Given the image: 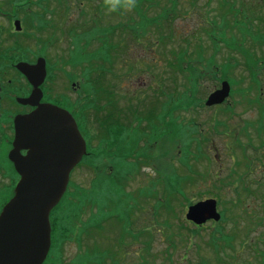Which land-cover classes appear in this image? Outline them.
<instances>
[{"label": "rangeland", "instance_id": "374dc122", "mask_svg": "<svg viewBox=\"0 0 264 264\" xmlns=\"http://www.w3.org/2000/svg\"><path fill=\"white\" fill-rule=\"evenodd\" d=\"M159 1L160 7L167 5L165 0ZM190 1L179 0L178 7L185 9ZM14 2L24 4L22 9L18 7L13 14L16 16L13 19H19L21 23L26 14L45 13L44 6L48 5V12L41 19L44 20L43 22L51 21L52 26L42 30L27 26L24 36L16 34L12 21L0 15V44L4 48L11 47L10 55L18 52L12 46L14 40L22 44L21 50L31 55L46 44L45 53L51 59V75H53L46 83L49 86L47 96L58 99L65 97L76 103L82 96L78 92L79 82L73 81L77 84L74 88L67 82L65 73H72L71 75L79 77L83 70L90 75L91 69L93 75L97 76L100 64L108 56V36H111L109 40L114 37L117 45L116 51L111 52L113 64L107 67L105 81L112 90L119 93V100L124 98L122 108L125 105L131 107L124 108L126 129L122 131L120 139L121 141L134 139V144L131 142L126 144L122 157L112 160L117 163L114 164L111 172L106 171L102 160L95 172L83 165L75 171L71 181L76 186L70 188L71 195L67 198L68 202L64 206L61 203L62 209L56 214L58 225L70 229L69 238L58 243L52 261L48 264H174L179 258L181 263L187 261L188 257L194 260L198 254L210 263L218 264L215 255L212 254L214 253L213 245H205L209 240L208 236L211 237L214 234L218 238L221 237L212 228H222L223 233L233 237L234 250L229 248L224 250L223 241L219 242L222 257H226L227 254H236L237 264H261L264 255L259 249L264 251V223L260 224L256 216L262 219L260 215L264 213L262 198L264 165L260 156V153L264 151V145L261 142L264 140V135L259 137L256 131V125L262 123V116L252 101L257 96V88L250 79V72L244 65L243 57L248 49L254 59L264 61V0H197L199 7L197 12H200V17L194 15L190 19H177L174 25L176 35L172 41L167 40V27L150 28L149 33H144L148 47L145 50L138 49L140 52V55H137L138 58L126 53L127 45L131 43L128 30L119 27L114 35L104 31V29L110 30L113 24L125 25L127 23L125 14H130L131 19L135 12H116V15L124 13L119 14L120 17L107 12L104 14V9L101 12L99 8L104 7V0H63L68 6L59 3V0H0V10L11 12ZM225 5L228 7L234 5L235 9L234 13H226L228 29L223 30ZM184 9H179L178 12H185ZM238 9H241L243 14L239 13L237 17L246 16L245 30L237 25L235 13ZM158 10L159 7L156 11ZM203 14L209 18L210 22L203 18ZM196 15L199 14L196 13ZM60 19L62 26L59 25ZM95 20L99 22L97 27L91 26ZM114 20H120V22L115 23ZM23 26L24 31L25 26ZM58 27H63L64 31L69 30L72 34V42L68 46L66 36L58 40L60 35H65V32L61 34ZM210 30L220 39L219 47H213L212 41L207 38L206 35ZM160 32L164 33L159 35ZM180 33L188 34L189 40L186 42L188 46L181 42L178 37ZM29 35H32L33 39H27ZM158 36H163L166 42L154 46ZM171 48L174 55L185 52L187 58L194 59L195 69L192 71L194 72L192 79L185 73L176 71L171 73L168 65ZM197 50L201 58L196 61ZM17 54L16 56H19ZM36 57H32L30 62ZM135 60L139 61L134 62ZM126 67L134 69L133 75L137 72L145 74L147 71L150 76L117 80L118 92L115 79L125 76ZM189 67L184 63L186 72H189ZM8 70L10 69L6 67L0 83H7L6 80L15 73ZM215 71L219 75L224 72L227 77L234 79L236 85L235 81L229 80V82L231 86L235 85L236 91L233 92L232 87L228 105L207 108L204 106L207 95L216 89L223 79L216 75ZM11 80L15 85L24 83L16 79ZM146 80L147 82L143 83ZM89 83L90 80L85 81V84ZM260 83L264 90V70L260 72ZM123 84L129 85L128 88L131 90H137V86L142 85L139 91H146V93L137 94L136 98L129 97L127 87L124 89ZM94 88L96 89L95 85ZM165 88L170 90L166 91ZM2 96L0 91V97ZM262 99L264 102V91ZM179 100H184L186 108L174 111L173 101L178 103ZM101 104L104 105L103 100L100 101ZM150 104H155L156 108L153 106L150 108ZM188 105L199 108V114L196 115L197 112L190 110ZM3 107L7 109L5 105ZM87 114H90V110ZM194 124L197 128H194ZM86 127L90 133L88 142L92 147H96L98 142L91 137L92 134H98L99 128L95 127L94 123H87ZM174 127L177 131L184 128L199 130L195 134L198 142L192 141V148L189 149L190 153L185 157L184 163L177 161L180 152H176L174 164L177 167V174H173L172 154L179 138H173L169 134L159 140L158 133H155V131L164 132ZM0 137L6 139V135L2 132ZM238 141L241 146H244V150L238 145ZM5 149L6 143L1 141L0 157L3 156ZM241 153L247 156L250 163L248 174L244 165L237 162L241 160L239 158ZM219 164H222L221 168ZM190 165L192 171L186 172ZM217 170L218 180L221 179V182L209 175V172ZM167 173L177 176L184 197L167 190L166 183L161 179V176L165 177ZM245 174H247L246 180H251L247 183L250 184L251 193L247 194L245 190H242L240 195L234 194V191L229 189V185L239 183L240 175ZM97 177L104 186L93 188L92 183ZM6 181L0 176V183H7ZM174 184L176 185L175 181ZM154 191L159 192L164 198L169 197L172 206L169 209L157 210L155 204L157 195ZM4 193L0 192V208L7 200ZM214 195L219 201L217 211L224 213L225 220L222 219V222H217L215 225L213 222H208L200 236H197L198 238H191L192 236L189 238L187 229L182 230L180 222L175 217L180 215L179 220L185 223L184 214L187 206L208 198L217 199ZM81 200L83 203L79 205ZM248 212L254 215L251 216L254 228L246 241L243 234L248 232L246 215ZM99 221L105 222L99 226ZM91 225L93 229L88 230ZM127 226L128 231L124 238H119L118 234H123ZM193 235L196 234L193 233ZM192 239H196L200 244L198 254L194 252L197 246Z\"/></svg>", "mask_w": 264, "mask_h": 264}, {"label": "water", "instance_id": "95a60500", "mask_svg": "<svg viewBox=\"0 0 264 264\" xmlns=\"http://www.w3.org/2000/svg\"><path fill=\"white\" fill-rule=\"evenodd\" d=\"M19 30L20 23L14 22ZM34 64L19 62L15 68L33 86L31 95L18 99L35 110L16 116L15 138L9 158L20 175L13 197L0 213V264H40L49 248L48 213L65 189L68 172L84 153L83 142L65 112L56 106L39 103L46 70L44 59ZM230 91L224 81L206 105L225 101ZM27 149L26 156L20 154ZM215 200H205L188 207L186 219L202 224L219 220Z\"/></svg>", "mask_w": 264, "mask_h": 264}, {"label": "trees", "instance_id": "16d2710c", "mask_svg": "<svg viewBox=\"0 0 264 264\" xmlns=\"http://www.w3.org/2000/svg\"><path fill=\"white\" fill-rule=\"evenodd\" d=\"M195 2H196V0L192 1V6L194 8H195ZM233 7H234V5H232L230 7H228L227 5H225V7L223 9V12H224V15H223L224 25H223V28H222L223 30L224 29L225 30L228 29V26H227V23H226V21H228V18H227V14L226 13H228V12L234 13V9L235 8H233ZM12 9L15 11L17 8L14 5V6H12ZM169 10L170 9L167 6L166 7H162V9H160V15L158 17L159 27L161 26V23H163L164 21L167 23L168 19L170 18L171 12ZM44 12L45 13H43V14H38V13L26 14V16L24 17L25 18L24 20L26 22H28V21L29 22L30 21H34L35 24L38 26L37 28H39L41 30L42 29H47L48 28L47 26H52V25L49 24L50 21H47V22H44L43 23L44 20L42 21V19L46 15V12H48V5L45 6ZM239 13L243 14V11L241 9H238L236 11V13H235L236 14V17L235 18L238 20L237 25H240L241 29L242 30H245L247 28V25H246L247 24L246 16L242 15V17H240V16L237 17V15ZM221 30H219V31H221ZM60 32H61V34H64V32H65V35L64 36L63 35H60L58 37V40H61L62 38H64L66 36V44H69V43L72 42V38H71V35L72 34L69 33V30H65V31L64 30H60ZM163 33L164 32H160L159 35L160 34H163ZM175 35H176V32L175 31L172 32V31L168 30V34H166L167 40L168 39H171V41H172L174 39ZM187 35L188 34H186V33H183V34L180 33L178 35V37L181 39V42H183L185 45H187L186 42H188V40H189L187 38ZM206 36H207V38L210 41H212V46L213 47L214 46L215 47H219V43L221 41H220V39L217 38V35H214V32L212 30H210V32L207 33ZM163 38H164L163 36L162 37L158 36V42L165 43L166 41H164ZM226 38H227V34H226L225 39ZM12 46L14 47V49H15V47L19 46L18 41H14V43L12 44ZM10 51H11V47H5L4 48L0 44V76H3L4 75V73H5L4 70L6 69V67H9V66L12 67V64L15 63V60L16 59H18V58H15V56L10 55ZM169 52H170L169 55L172 54L173 49L171 48L169 50ZM246 52H247V54L245 55V58H246L247 61L245 60V63H244L245 67L248 68V69H256L258 71V73H259L260 70L262 69V68L257 67L258 66V62L260 60L254 59L253 58V55L248 52V49L246 50ZM39 53L46 55V53H45V47L42 48V49H40L39 50ZM173 56H174V61L177 63L176 64V67H175V70L177 68H180V66L184 65V63L187 66H190L189 67L190 68V71H192V69H195L194 66H193L194 59L191 58V57L190 58H187L188 56L185 55V52H180V53H177L176 55H173ZM197 56H198V58L196 59V61L197 60H200V58H201V55H200L199 50H197ZM46 57H47V61H48V63H47V69H49V74L51 75V73H52L51 59L47 55H46ZM252 62H255L256 64L253 65V64H251ZM192 74H194V72H192ZM50 75H49V78H50ZM187 77H189V78L192 79V75H190V74H187ZM224 79H227V78L224 76L223 77V80ZM192 88L194 89L193 86H192ZM179 105H181V106L180 107H176V106H179ZM188 106H190V110H192L195 113L197 112L196 115L199 114V111H200L199 108H195V106H193V105H188ZM173 108H174V111H176L177 109H185L186 108V105L184 104V100H179L178 103H176L175 101H173ZM263 111L264 110L262 109L261 110V116L264 114ZM194 128H197V125L196 124H194ZM198 131H199L198 129L186 130L185 128L183 130L177 131V129H175V127L172 128V129H169V131H166V133H165L166 135L170 134L173 138H179V140L176 142V145L174 147V158H175L176 152H178V151L180 152V156L177 157V161L179 160L181 163H184L185 162V159H186L185 157L188 156V154L190 153L189 152V149H191V146L193 145L192 144V141H195V142L197 141L198 142V138L195 136V134L198 133ZM161 136H162V133H159L157 135V139L160 138ZM196 159H197V157H196ZM10 166H11V164H10V162L7 160V158L5 156L0 157V172L7 170V174H8L9 179H10V183L7 184V185H5V187L3 188V190H4L3 192H5L4 193V197L5 198L8 196L6 194V192L7 193L9 192L8 187L11 184V189H12V187H13L12 185H13V183L17 179V175L15 174V172L13 171V169ZM185 171L186 172L192 171V167L190 166V168L189 169H186ZM173 174H177V167L175 166V164L173 166ZM173 176L174 177L173 178L171 177L170 180L167 179V178H165V177H163V176H161V179L165 183H168V184H172L173 183V194H176V192H178L180 190V187H179L180 185H179V181L177 179V176L176 175H173ZM174 181L176 182V185L174 184ZM181 196L184 197L183 191L181 192Z\"/></svg>", "mask_w": 264, "mask_h": 264}, {"label": "clouds", "instance_id": "9594fccd", "mask_svg": "<svg viewBox=\"0 0 264 264\" xmlns=\"http://www.w3.org/2000/svg\"><path fill=\"white\" fill-rule=\"evenodd\" d=\"M107 13L128 12L136 8V0H104Z\"/></svg>", "mask_w": 264, "mask_h": 264}, {"label": "flooded vegetation", "instance_id": "af4514ba", "mask_svg": "<svg viewBox=\"0 0 264 264\" xmlns=\"http://www.w3.org/2000/svg\"><path fill=\"white\" fill-rule=\"evenodd\" d=\"M20 111H24V109L21 108ZM190 224H191L193 227H195V228H200V227H196V226H194L192 223H190Z\"/></svg>", "mask_w": 264, "mask_h": 264}]
</instances>
